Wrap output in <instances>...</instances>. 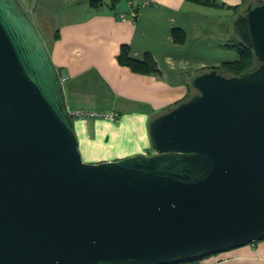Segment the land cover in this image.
I'll use <instances>...</instances> for the list:
<instances>
[{"label":"water","instance_id":"obj_1","mask_svg":"<svg viewBox=\"0 0 264 264\" xmlns=\"http://www.w3.org/2000/svg\"><path fill=\"white\" fill-rule=\"evenodd\" d=\"M233 33L259 63L194 74L153 152L83 160L62 76L21 0H0V264H175L264 239V1Z\"/></svg>","mask_w":264,"mask_h":264},{"label":"crops","instance_id":"obj_2","mask_svg":"<svg viewBox=\"0 0 264 264\" xmlns=\"http://www.w3.org/2000/svg\"><path fill=\"white\" fill-rule=\"evenodd\" d=\"M211 6L191 0H111L93 6L90 0H22L47 33L51 57L63 76L70 108L113 112L118 119L75 118L79 146L88 162L153 152L149 121L193 92L191 77L207 67L239 59L226 47L233 21L249 3L264 0H216ZM238 7L237 11L235 8ZM137 10L134 18L121 12ZM185 32L175 41L172 31ZM230 28L232 31L230 32ZM124 44L135 59L150 52L161 74L136 72L122 64ZM256 247L264 250V241ZM264 264V256L217 254L201 264Z\"/></svg>","mask_w":264,"mask_h":264},{"label":"trees","instance_id":"obj_3","mask_svg":"<svg viewBox=\"0 0 264 264\" xmlns=\"http://www.w3.org/2000/svg\"><path fill=\"white\" fill-rule=\"evenodd\" d=\"M119 1L120 0H111L112 7H114ZM191 1L201 3V4H205V5H211V6H221L222 5L221 3L217 2L216 0H191ZM101 2H102V0H90L91 5H93V6H98ZM235 9L237 11L239 10L238 7H236ZM244 9L242 10V12L244 11ZM172 34H173V38L175 41H183L185 38V32L180 28H174L172 31ZM223 45L226 47L235 48L239 53V59L235 60V61H230V62H223L222 64H220L218 66L207 67L201 71L208 70L210 68H217L225 74L233 75V74H239L246 69H251V68H254L258 65L259 61L256 58V56L254 55L253 50L248 48L234 33L229 38V41L227 43H223ZM118 59L122 64L129 66L131 69H133L136 72L161 74V70L158 66V63L155 60L154 56L150 52H146L143 59H135V58L131 57L129 54V46L127 44H124L121 48ZM60 74H61V76H63L61 72H60ZM191 88L193 89V92H194L195 89L192 87V85H191ZM191 94H189L185 99H187ZM185 99H183V100H185ZM178 103L179 102H177L176 104H178ZM176 104H174L173 106H175ZM173 106H171V107H173ZM170 108H168V109H170ZM158 113H160V112H158ZM116 119H118V115H117ZM201 258L202 257L196 258V259L191 260V261L178 262L175 264H201V262H200Z\"/></svg>","mask_w":264,"mask_h":264},{"label":"rangeland","instance_id":"obj_4","mask_svg":"<svg viewBox=\"0 0 264 264\" xmlns=\"http://www.w3.org/2000/svg\"><path fill=\"white\" fill-rule=\"evenodd\" d=\"M22 2V0H21ZM23 3V2H22ZM24 5V4H23ZM34 20V19H33ZM36 24V22H35ZM41 35H42V38L43 40L45 41V43L48 42V36H47V33L42 31L38 24H36ZM232 31V28H230V32ZM233 33V31L231 32ZM79 149L81 151V154H82V158L83 160L87 161V158L90 156V153L88 154L87 152H85L80 146H79ZM264 241V239H261V240H258V241H254V242H251V243H248V244H245L243 246H240L238 248H234V249H231V250H227V251H222V252H218V253H214V254H211V255H208V256H204L202 257L200 260V262L204 261L205 259H208L210 257H214V256H217V254H231V255H239V254H246L248 253L249 251V248L252 249L253 253L256 254L257 256L260 255V256H264V250L260 247H256V244L257 243H260ZM235 263L234 264H245L247 262V260H243V259H240V260H237V261H234Z\"/></svg>","mask_w":264,"mask_h":264},{"label":"built area","instance_id":"obj_5","mask_svg":"<svg viewBox=\"0 0 264 264\" xmlns=\"http://www.w3.org/2000/svg\"><path fill=\"white\" fill-rule=\"evenodd\" d=\"M137 15V10L133 9L130 12H121L120 13V18L124 19L127 17H131L134 18ZM66 76H62V80L65 83L66 81ZM70 114L73 117V119L75 118H106L109 120H115L117 117V114L115 113H111V112H103L100 110H96V109H86V108H80V107H75V108H70Z\"/></svg>","mask_w":264,"mask_h":264}]
</instances>
